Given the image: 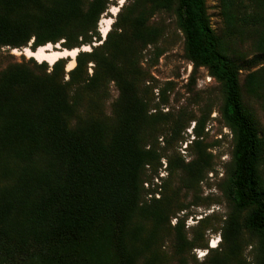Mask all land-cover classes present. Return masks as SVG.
<instances>
[{
	"label": "trees",
	"instance_id": "1",
	"mask_svg": "<svg viewBox=\"0 0 264 264\" xmlns=\"http://www.w3.org/2000/svg\"><path fill=\"white\" fill-rule=\"evenodd\" d=\"M116 1L0 0V54L10 59L0 68V264H189L196 246L207 250L199 264H264V131L249 105L264 112V0H217L219 33L206 0H125L101 40L98 22ZM159 13L181 35L189 81L202 68L220 86L231 147L215 248L188 238L181 219L169 225L174 192L142 200L159 154L140 62ZM48 44L77 49L72 68L67 57L49 64L9 53ZM109 83L116 96L106 111ZM179 122L166 137L180 138ZM192 129L189 160L163 154L190 190L211 169L198 120ZM163 230L173 235L168 250ZM244 235L255 239L254 262L242 256Z\"/></svg>",
	"mask_w": 264,
	"mask_h": 264
},
{
	"label": "rangeland",
	"instance_id": "2",
	"mask_svg": "<svg viewBox=\"0 0 264 264\" xmlns=\"http://www.w3.org/2000/svg\"><path fill=\"white\" fill-rule=\"evenodd\" d=\"M124 1H116L115 5L109 6L107 14L100 18L98 29L101 40L114 20L116 11L126 3ZM205 7L211 27L216 33H219L222 24L217 0H206ZM152 22L160 28V32L154 45H149L142 51L140 65L144 68L146 75L139 86L147 97L149 113L156 116V141L153 143V147L159 154V159L155 172L146 169V174L149 177L142 184V200L146 204H151L153 199H160L161 194L171 196V193L174 192L176 202L171 206L174 214L168 217L169 225L173 226L176 219H181L188 238L194 237L198 245L205 243L207 248H215L212 246L220 244L221 236L218 229L227 211V205L218 189V184L223 177V170L228 162L231 147L229 131L222 125L218 114L222 99L220 86L202 68L196 70L193 79L189 81L191 65L183 57L182 38L175 28L170 14H156L152 17ZM96 44L93 43V45ZM50 46L53 48V45ZM58 47L60 46L58 45ZM88 49L83 48V50ZM3 50L1 49V51ZM2 53L0 54V68L10 61L4 55L5 53ZM9 53L15 57L20 54L25 58L31 57L28 48L21 51H9ZM66 57L68 59L66 69L68 70L74 65V57ZM90 68L88 67V72L91 71ZM243 74L244 72L240 75V81ZM107 88L105 104L106 111H109L108 105L115 98L116 92L111 83ZM249 105L253 109L259 129L264 131V112L253 102ZM195 120H198L201 127L199 148L202 149L204 146L206 152L210 153L211 156L207 158V161L211 169L203 173L195 188L190 190L183 188L180 184L182 174L179 171L169 174L167 159L163 154L178 153L184 162L191 158L189 143L194 137L192 128ZM172 121H180L177 126L181 127L180 138L173 140L166 137L168 135L167 128ZM180 202L186 204L184 209H175ZM160 234L163 236L164 249L168 250L173 239L172 232L163 230ZM243 242L242 256L246 261L254 262L251 252L255 239L244 235ZM206 251L198 246L191 248L189 256H193L195 261L191 260L189 264H199Z\"/></svg>",
	"mask_w": 264,
	"mask_h": 264
},
{
	"label": "bare ground",
	"instance_id": "3",
	"mask_svg": "<svg viewBox=\"0 0 264 264\" xmlns=\"http://www.w3.org/2000/svg\"><path fill=\"white\" fill-rule=\"evenodd\" d=\"M84 49H87V47H84ZM75 54L76 50L67 51L65 49H57L56 51H53L49 44L43 47H39L35 50V52H30V56L35 58L38 62L46 61L49 64H52L58 58L66 56L74 57ZM215 246L216 245H213L212 247Z\"/></svg>",
	"mask_w": 264,
	"mask_h": 264
},
{
	"label": "water",
	"instance_id": "4",
	"mask_svg": "<svg viewBox=\"0 0 264 264\" xmlns=\"http://www.w3.org/2000/svg\"><path fill=\"white\" fill-rule=\"evenodd\" d=\"M56 46H58L57 44H56ZM55 45H53V48H51V49H53V51H56L58 48H60V47H56ZM60 49H62V48H60ZM35 50L36 49H34V51H30V52H35ZM63 50V49H62ZM77 50V49H76ZM80 50L82 51V49L80 48ZM78 51V50H77Z\"/></svg>",
	"mask_w": 264,
	"mask_h": 264
},
{
	"label": "built area",
	"instance_id": "5",
	"mask_svg": "<svg viewBox=\"0 0 264 264\" xmlns=\"http://www.w3.org/2000/svg\"><path fill=\"white\" fill-rule=\"evenodd\" d=\"M144 185H146V184L144 183ZM154 195L156 196L157 194L155 193ZM149 196H151V195L149 194Z\"/></svg>",
	"mask_w": 264,
	"mask_h": 264
}]
</instances>
